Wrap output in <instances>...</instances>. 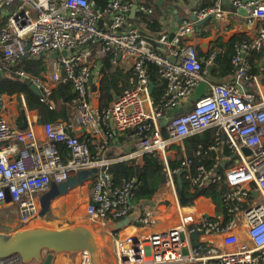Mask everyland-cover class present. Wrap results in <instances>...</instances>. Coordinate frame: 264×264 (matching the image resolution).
<instances>
[{
	"label": "built area",
	"instance_id": "built-area-1",
	"mask_svg": "<svg viewBox=\"0 0 264 264\" xmlns=\"http://www.w3.org/2000/svg\"><path fill=\"white\" fill-rule=\"evenodd\" d=\"M134 4L130 0H110L99 11L91 0H0L1 11L14 6L6 16L0 13V76L12 72L38 85L42 100L52 108L50 97L60 83L72 82L76 93L70 124L44 123L42 138L34 129H16L0 117V213L8 191L20 226L28 225L39 217V195L46 193L52 183L62 184L83 170L97 169L91 200L98 207L89 203L87 216L93 221H119L132 214L137 198L136 179L115 187L110 172L113 161L96 158L88 142L73 135L71 127L87 129L93 135L104 131L101 149L115 132H131L138 154L158 153L163 159L171 147L218 128L226 136L228 148L238 157V163L218 175L214 183L224 182L230 188L227 198L235 203L234 213L243 210L249 242L241 243L233 232L235 218L226 225L224 217L211 222L199 215L200 207L180 202L175 173L187 172L193 187L203 185L205 175L213 174V170L203 166L193 173L194 161L184 156L181 168L171 171L172 177L166 183L165 205L144 210L141 226L157 229L164 220L162 211L168 208L174 210L173 217L177 214L179 220L175 217L172 227L146 235L116 234L115 255L119 264H182L186 260L194 264H264V83L251 75L249 61L251 51L258 52L264 47V0L234 1L237 9L246 11L245 24L254 31V36L236 41L232 79L210 84L206 96L194 101L188 111L171 118H167V111L183 106L199 83L205 81L203 62L195 46L186 42L195 32L196 22L184 21L173 38L169 34L159 37L157 50L131 20ZM138 11L147 15L154 9L140 3ZM193 15L198 20L211 15L220 20L226 18L221 0H216L213 7L195 10ZM104 18L108 19L107 27L100 26ZM90 41L98 43L94 52L83 49ZM27 52L31 59L48 61V77L34 76L18 66ZM110 52L115 53L113 62L118 53L134 58L130 87L111 105L95 108L90 94L91 57L103 58ZM54 53H58L56 59L51 58ZM217 53L213 51L208 56L207 64L215 61ZM147 62L158 66L165 83L158 103L151 97ZM4 98L0 95V105ZM23 106L27 110L25 101ZM167 119L170 121L163 125L162 121ZM61 145L68 150V159H64ZM251 190L259 192L257 200ZM197 232L224 235L223 245L227 249L219 250L200 241L194 245L191 236ZM79 254V264H91L87 251ZM0 264L24 262L20 254H12L0 258Z\"/></svg>",
	"mask_w": 264,
	"mask_h": 264
},
{
	"label": "crops",
	"instance_id": "crops-1",
	"mask_svg": "<svg viewBox=\"0 0 264 264\" xmlns=\"http://www.w3.org/2000/svg\"><path fill=\"white\" fill-rule=\"evenodd\" d=\"M234 1L237 0H221L222 9L226 12V18L224 20L213 17L205 21L203 24H200L198 23L200 20L193 21L191 19L194 11L199 8H209L213 6L215 0H139V4L143 3L145 5L151 6L154 9V12L152 14H147L146 16L148 17V19H150L151 22H154L155 24H151V29L147 27L146 22H142V20H140L142 15L138 14L141 13L139 11H137L135 18H131V16L130 18L133 23L140 26L143 35L148 40H150V36L153 39H156L164 34H169L170 36L171 34H175L177 29L181 25L179 21H182V23L186 20H192L193 22H196V30L194 33L188 36L186 42L191 43L195 46L197 55L203 62L205 81L199 83V85L195 89L194 94L183 106L179 107L178 109H170L169 111H167V118H171L174 115L184 113L191 109L194 101L206 96L209 93L210 84L228 82L232 79L233 74L223 76V70L220 67L216 66V61H214L212 64H207L206 59L213 51L220 52L219 46L222 44L229 43L236 38L250 39L254 36V31L248 29L245 24L246 14L242 13L235 7ZM8 9L2 11L0 10L2 16L7 15L8 11L10 10ZM107 20V18H104L102 20V27L108 26ZM97 47L98 43L96 41H90L83 47V49L93 50L94 52L95 48ZM101 59L102 58H96L95 55L91 57L93 75L90 94L92 105L95 108H103L104 106H109L111 105V103H113L116 97H118L115 96L114 99L107 105L102 102L103 96L101 81L103 77L100 72ZM41 60H43L46 66V71L42 73V77H48V61L45 59ZM134 62L135 61L133 57H123L120 53H118L116 62H113L112 59V70L115 71L119 69L123 73L130 74L131 72H133ZM253 86H255V84ZM159 87L162 88L161 92L162 90L164 91L165 83L162 79L159 82ZM153 90L154 87L151 91V97L155 101L152 95ZM156 92L158 95H160L159 90H157ZM4 97V102L0 105V117L5 118L10 123V125L16 129L25 130L27 128H32L36 132L37 136L39 138H42L43 124L46 122L44 121L43 116H41L38 110H26L24 106H20L18 99L21 98L23 102V96H18L17 94H15L4 95ZM58 107L62 109L63 117L61 119H58L56 122L63 121L64 123L70 124L75 113V103L60 102V104L56 106V108L58 109ZM68 108H71L72 111L70 116L67 115V121H65L64 112L67 111ZM41 119H43V123H40ZM26 125L27 128H25ZM70 131L73 135L77 136L81 140L89 142L90 149L96 158L112 160V164L117 162H130L137 164L143 163V156L136 152L137 142L130 138L129 132H115L113 137L109 139L107 146L101 149V141L105 138L104 131H102L99 135H93L87 129H83L80 127H71ZM204 134H207L208 137L206 143L201 142L197 145L190 144L189 140L192 138H189L188 140L184 141V144L173 146V148L171 147L167 151V157L163 159L165 161L168 174L167 182L172 177L168 162L169 160L175 159L179 151H182L184 156L191 158L194 161L193 165H195V161L197 160L195 171H198V168L203 166L207 170H213V173L217 172V176L223 175L228 170V168L238 163V157L234 156L233 152L228 148L227 138L221 130H219L218 128H212ZM177 147H179L180 149H178ZM68 158L69 155L66 154V159ZM207 176L208 174L205 175L204 182L209 178L210 175L208 177ZM178 178L177 180L174 178L177 187ZM92 181L93 177H90L82 184L73 187L67 193L52 200L48 213L44 217H38L31 222L37 224L38 222H41L42 224L38 226L33 225L31 227L41 226L59 229L63 228V226L84 225L92 230L91 225L86 224V218H88L87 206L92 198ZM166 183H164L163 185H155L139 190V192L137 193V198L134 202V211L130 215L132 217V220L128 223L124 222V225L122 227H119L118 223L124 221L126 218L119 221L112 219H108L105 221H93L98 227L100 237L102 238L101 240L100 237L98 235H95V233L93 232L98 242L101 264H119V261L115 255L116 234L118 235L119 233L120 237L136 234L146 235L153 230H159L160 228H170L176 221V218L177 220H179L177 214H175L176 218L173 217L174 210L172 211V208L170 210L168 208L162 211V213L164 214V220L161 225H158L157 229H153L154 227L147 228L141 226V220L144 216V210L165 205L166 200H164L163 195L165 194L164 191L166 188ZM216 184H218V182L214 183L213 185ZM191 186L193 187V184H191ZM202 186L203 185L200 186L199 184H196L193 187L195 190L192 195H195ZM206 193L204 196L196 199L192 204H187L186 206H191L194 204L198 208L200 207L199 215H202L206 220L208 219L211 222H217L216 219L218 218L220 220H223V214L218 213L216 204L211 198L206 196ZM8 204L10 203L6 201L4 208H7ZM232 215L235 218V226L233 228V232L239 236L241 243H248L249 237L247 235V226L244 220L243 210L233 213ZM29 225L30 223L26 226ZM14 226H20L19 222H15ZM224 237V235L220 234L205 233L201 235L198 240L192 239V242L194 245H196V243H198L199 241L204 242L205 245L223 250L226 248L223 245ZM79 262L80 254L62 253L55 255L53 259V264H79ZM24 264L40 263H38L37 261H32L30 263ZM182 264L194 263H192L190 260H186V262Z\"/></svg>",
	"mask_w": 264,
	"mask_h": 264
},
{
	"label": "trees",
	"instance_id": "trees-1",
	"mask_svg": "<svg viewBox=\"0 0 264 264\" xmlns=\"http://www.w3.org/2000/svg\"><path fill=\"white\" fill-rule=\"evenodd\" d=\"M91 1L94 3L95 8H98L99 11H103L107 7L110 0H91ZM215 2L213 3V6ZM8 8L10 10H13L14 6ZM205 8L207 7L199 8V9H205ZM138 14L142 15L140 20H142V22H146L147 27L151 29V24L153 25L155 23L151 22L146 15L141 13ZM149 39L154 44L155 48L159 50V45L156 41L159 38L153 39L150 36ZM243 39L236 38L230 41L229 43L222 44L219 46L220 52L217 53L215 64L216 66L220 67L223 70L222 73L223 76L232 75L234 73L235 70L232 64V59L235 55L234 45L236 41ZM114 57H115V53L110 52L100 60V64H101L100 72L103 77L101 81L102 96H103L102 102L105 103L106 105L109 104L114 99L115 96L122 95L124 91L130 87L129 80L133 75V72H131L130 74L123 73L119 69L113 71L112 59H114ZM249 61L251 63V69H250L251 75L259 77L260 80L264 83V48L258 52L251 51L249 54ZM18 66L23 67L26 72L38 77H42V73L46 71L45 63L41 59L35 60L29 57H24L20 61ZM147 68L150 73V81L152 82L154 87L152 95L155 99V102L158 103L161 97L163 96V92H164L163 90L161 92L162 88L159 87V82L161 80V77L159 75V68L157 65L149 62H147ZM157 90H159L160 95L157 94L156 92ZM15 94H17L18 96H23L28 110H38L41 116H43L44 121L46 123L56 122L58 119H61L63 117L62 109L59 107L58 109L56 108V106H58L60 102L74 103L76 99V93L74 91L73 83L70 81L62 82L59 85H57L55 88H53L50 98L55 104V108H52L50 104H47L42 100V97L36 95L30 89V87L27 85L26 80L21 79L20 77L14 75V73L12 72H7L1 75L0 95H15ZM105 107L107 106H104L103 108ZM163 135L165 137L167 136V129L165 126L163 127ZM129 136L131 138V132H129ZM207 140H208L207 134H204V135L196 136L194 138L192 137V139H190L189 142L190 144L197 145L198 143L201 142L206 143ZM177 148L180 149L179 147ZM60 150L64 159H66V154L69 155L68 150L62 145L60 146ZM183 159H184V154L182 153V151H179L176 158L173 160H169L168 162L170 170L175 171L180 169ZM196 162L197 160L195 161V165ZM195 165H193L192 167L193 173H196ZM110 172L113 177L112 183L115 187H119L125 181L136 179L135 187L137 193L139 192V190L145 189L147 187L161 185V184L163 185L168 180L165 161L158 153L144 154L142 164L130 163V162L114 163L110 166ZM179 176L182 178L185 194L192 195L194 193V188L191 186L190 179L187 178V172H183L182 175L175 173L174 178L177 180ZM230 191L231 190L226 183L220 182L210 187L206 193V196L211 198L213 202L216 204L218 213L223 214L224 225L229 223L234 218L232 215L234 213V211L232 210V205L234 206L235 203L228 200L227 198V194Z\"/></svg>",
	"mask_w": 264,
	"mask_h": 264
},
{
	"label": "water",
	"instance_id": "water-1",
	"mask_svg": "<svg viewBox=\"0 0 264 264\" xmlns=\"http://www.w3.org/2000/svg\"><path fill=\"white\" fill-rule=\"evenodd\" d=\"M135 4L130 13L131 18H135L138 11L139 0H134ZM98 9V8H96ZM242 13L246 14L245 10H240ZM214 16H208L207 18L200 20L198 23L203 24L205 21L213 18ZM191 19L193 21H198L195 15H192ZM102 21L100 22V26ZM182 24V21H179ZM174 34H171V38ZM30 49V44H27V51ZM66 54V53H65ZM29 57V52L25 55ZM58 53L51 55V58L56 59ZM27 85L30 89L38 96L42 97V91L38 85L27 81ZM153 84L150 85V93L152 91ZM71 108H68L64 112L65 121H67V115H71ZM170 119L162 121L165 125ZM40 123H43L41 119ZM27 128V125L25 126ZM245 153L250 154L248 149H244ZM97 169L93 170H83L77 176L70 178L68 181L62 184L52 183L50 189L43 194L40 199L41 211L39 217H44L51 206L52 200L67 193L73 187L82 184L84 181L90 177H94L97 173ZM181 175V174H180ZM217 177V172L211 174L209 178L203 183L200 190L192 196L185 194L184 185L182 178H178V191L180 196V202L183 205L192 204L196 199L205 195L207 190L213 186L214 180ZM254 200H257L259 192L256 190H251ZM6 200L11 201V197L6 191ZM90 205L98 207V203L90 201ZM132 220L129 216L124 221L118 223L119 227H122L125 223ZM202 233L197 232L191 237L193 240H198ZM82 251H87L90 254L91 264H101L99 246L93 231L84 225H71L63 228H47V227H30L27 229H22L14 231L11 233L0 232V258L10 256L12 254H20L23 258L24 263H30L32 261H37L40 264H53L54 256L62 253L79 254Z\"/></svg>",
	"mask_w": 264,
	"mask_h": 264
},
{
	"label": "rangeland",
	"instance_id": "rangeland-1",
	"mask_svg": "<svg viewBox=\"0 0 264 264\" xmlns=\"http://www.w3.org/2000/svg\"><path fill=\"white\" fill-rule=\"evenodd\" d=\"M18 101H19L20 106L21 105L23 106V102L21 98H19ZM43 194L44 193H42L39 196L42 197ZM1 212L2 213L0 214V232L11 233L14 231L30 228L33 225L38 226L42 224L41 222H38V224L33 222V223H30L29 226H26V225L25 226H14L15 222H19V215L17 213L16 207L11 204H8V207L4 208ZM88 218H86V224L91 225V228L93 232L95 233V235H98L100 237V232L98 230V227L95 225L93 220H91L90 218L88 219ZM63 227H67V226H63ZM100 239L102 240L101 237Z\"/></svg>",
	"mask_w": 264,
	"mask_h": 264
}]
</instances>
